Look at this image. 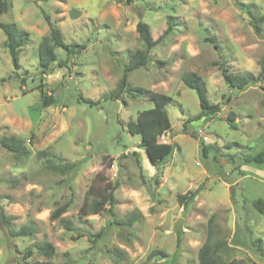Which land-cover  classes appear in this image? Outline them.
<instances>
[{"label":"rangeland","instance_id":"obj_1","mask_svg":"<svg viewBox=\"0 0 264 264\" xmlns=\"http://www.w3.org/2000/svg\"><path fill=\"white\" fill-rule=\"evenodd\" d=\"M6 1L0 23L16 24L29 40L16 69L0 28V137L17 136L30 153L16 158L0 146V212L11 217L14 229L32 224L36 232L11 236L0 220V264H20L28 250L29 262L200 264L209 232L226 241L218 250L223 260L264 263L258 250L264 249V213L253 204L264 201V164L244 160L264 146V0ZM45 15L73 52L67 60L68 51L55 47L57 61L43 73L39 46L53 43ZM139 21L149 24L157 42L147 64L130 72L119 92L124 66L144 49ZM209 37L220 43L223 57ZM221 62L230 73L260 78L244 89L230 87ZM186 72L202 78L220 112L193 119L201 107L196 90L182 80ZM129 87L174 99L168 106L172 127L160 142L175 148L160 170L140 146L141 136L127 129L153 103L148 94L133 96ZM231 111L236 128L226 119ZM40 150L75 167L65 174L48 169L37 157ZM107 185H116L113 213L104 199L100 213H88L92 192ZM197 187L187 206L179 202L180 194ZM133 212L138 221L118 222ZM38 241L51 242L54 255L41 254ZM152 251L164 254L148 260Z\"/></svg>","mask_w":264,"mask_h":264},{"label":"trees","instance_id":"obj_2","mask_svg":"<svg viewBox=\"0 0 264 264\" xmlns=\"http://www.w3.org/2000/svg\"><path fill=\"white\" fill-rule=\"evenodd\" d=\"M8 11V4L6 0H0V14ZM251 13L252 11L249 10ZM252 14V13H251ZM251 24L255 28L256 33L260 34L261 27L259 21H255L254 15H251ZM46 20L51 25V37L53 43L44 42L39 46L38 56H39V66L43 73L50 71L54 63L57 61V54L55 52V47H62L68 51L67 60L73 52L71 45L64 42V37L61 31L53 27L48 15H45ZM171 27V25H170ZM0 28L3 30L6 35L5 45L8 47L15 68L20 67L19 63V50L24 46L29 38V34L25 30L19 29L14 23H0ZM137 32L140 35L141 40L144 43V49L136 50L130 57L129 62L124 66V74L119 83V92H122L124 88L128 86V75L130 72L138 69L142 66H145L149 60V52L156 44L154 40L151 28L148 23L144 21H139L136 26ZM210 42L213 43L215 48L218 50L220 56L223 57L221 45L218 41L215 40V37H209ZM84 48V46H81ZM60 66H63V63L59 61ZM220 68L224 75L226 83L230 87H237L239 89H244L249 85H254L258 82L260 77H255L251 73L238 74L230 73L227 69L225 62H221ZM264 74V58L261 61V73L260 76ZM183 82L190 88L196 90L201 111L193 117V119H200L204 116L213 115L221 111L220 103L210 102L205 83L202 78L194 72H186L183 75ZM128 91L133 92L132 95L136 96V92L140 94H148L149 99L153 103V107L142 110L139 112L136 120H131L127 124V129L132 135H140L141 142L140 146L143 147L149 157L152 165H154L158 170L163 167V162L173 153L175 144L172 143H161L160 137L166 134L172 127L171 119L168 111V106L174 101L173 97L144 88H128ZM118 95H116V98ZM48 104V101H45ZM90 104H94L92 101H89ZM236 114L231 111L227 116V121L230 126L236 128L235 122ZM0 146L9 150L14 154L16 158L27 157L30 153L28 147L24 141L18 138L15 135H5L0 137ZM37 157L44 161L45 167L51 170H54L59 173H68L75 167V163L66 160V158L58 153L52 151L40 150L37 152ZM59 160V161H57ZM246 162L254 161L264 164V146L257 152L255 155L246 156L244 159ZM116 185L110 186L107 185L101 191L92 192V198L88 201L86 205V211L91 214H98L105 207L106 203L102 199L106 200L108 203L109 210L113 213V207L116 203V198L114 195V190ZM201 187H197L194 190H190L185 194H180L178 196L179 202L184 206H187L195 196L199 193ZM253 204L260 212L264 213V201L261 198L255 199ZM66 210L65 206L56 209L52 213V218H58ZM140 217L139 213H130L124 219L119 220L118 222L126 225L133 224L138 221ZM0 220L7 227L8 232L11 236H28L34 235L36 232L35 227L32 224L23 225L18 230L14 229L11 225V217L5 215L3 212H0ZM62 224L68 230H73V225L70 221L62 219ZM102 234V231L98 233V236ZM79 236H83L80 234ZM226 244V241L223 240H214L212 233L209 232L207 240L204 242L202 247L199 250V263L200 264H247L242 259H233L231 261H225L221 258L218 253V250ZM37 250L47 256L52 257L55 253V246L49 241H38L36 243ZM259 246V244H258ZM258 250L264 254V249L261 246L258 247ZM31 250H28L24 257L21 259L20 264H54L51 260L46 261H32L29 262L27 259L31 256ZM159 254H164L163 251H152L148 255V260H152L155 256ZM143 264H147L146 262ZM171 264H179L177 261H173ZM250 264H264L253 262Z\"/></svg>","mask_w":264,"mask_h":264},{"label":"water","instance_id":"obj_3","mask_svg":"<svg viewBox=\"0 0 264 264\" xmlns=\"http://www.w3.org/2000/svg\"><path fill=\"white\" fill-rule=\"evenodd\" d=\"M147 154V153H146ZM149 158V157H148Z\"/></svg>","mask_w":264,"mask_h":264}]
</instances>
